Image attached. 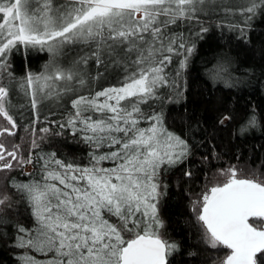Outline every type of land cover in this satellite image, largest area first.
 <instances>
[{
	"label": "snow or ice",
	"instance_id": "1",
	"mask_svg": "<svg viewBox=\"0 0 264 264\" xmlns=\"http://www.w3.org/2000/svg\"><path fill=\"white\" fill-rule=\"evenodd\" d=\"M217 30L232 35L204 75L237 95L264 93V0H0L7 264H183L161 215L177 169V187L204 180L189 206L202 242L222 253L212 264H264V157L241 162L237 149L217 166L233 126L236 137L264 135V102L249 99L239 122L235 102L217 100L210 118L190 110L194 58ZM17 53L47 59L17 75Z\"/></svg>",
	"mask_w": 264,
	"mask_h": 264
},
{
	"label": "trees",
	"instance_id": "2",
	"mask_svg": "<svg viewBox=\"0 0 264 264\" xmlns=\"http://www.w3.org/2000/svg\"><path fill=\"white\" fill-rule=\"evenodd\" d=\"M260 31L259 26L256 27L253 35H257ZM232 35L225 31L224 39L219 38V31L216 32V38L207 41H201V49L197 56L194 58L193 67L197 69L193 75L188 77V93L189 102L191 104L190 110L196 111L205 117H211L215 114L218 105L215 103L217 100H223L228 107H233L235 102V117L237 122L244 119L246 115L245 106L248 104L249 99L255 101L259 106L264 102V93L258 92L256 95L249 96L243 92L237 95L236 91H227L221 85H213L210 80L204 75V65L212 61L213 56L218 52L226 43L227 37ZM203 57V60L201 59ZM47 59V56L41 54L40 58L28 59L23 58L22 53H17L14 58V67L17 70V75H24L27 69L40 70V66ZM258 55L256 57L248 58L243 62V68L249 67L252 63H258ZM212 88L214 96L212 101L208 100L209 91ZM178 107V106H177ZM174 124L172 125L176 130L181 126V114L179 111L173 112ZM13 139V138H12ZM225 141H228V148L226 149L228 155L225 159L217 165L218 167H226L228 161L235 163V156L237 149H239L241 162L248 160H256L259 163V158L264 157V153L257 147L264 145V135L259 131L246 134L243 138L235 136V126H233V135L229 137L225 134ZM14 142V141H12ZM10 142V143H12ZM63 147L67 152L81 153L84 151V146L77 145L71 140H65ZM31 168L27 171H34ZM4 173H0V182L4 179ZM17 179H25L24 175L14 173ZM202 175V173L200 174ZM179 177V169L174 173L169 174L168 195L161 202V215L166 221L167 235L178 240L181 243V255L179 260L183 264H212V260L218 253L215 249L205 245L200 239L199 227L194 219L189 206L190 196L189 193L196 194L201 191L204 184L203 179L193 181L190 184L181 181L180 186L177 187V179ZM193 255H189V253ZM0 258L5 259L7 264V257L5 253L0 252Z\"/></svg>",
	"mask_w": 264,
	"mask_h": 264
},
{
	"label": "rangeland",
	"instance_id": "3",
	"mask_svg": "<svg viewBox=\"0 0 264 264\" xmlns=\"http://www.w3.org/2000/svg\"><path fill=\"white\" fill-rule=\"evenodd\" d=\"M0 119H2V118H0ZM12 141H13V139L10 137V138H9V143L12 142ZM30 168H31V167L28 166V169H30Z\"/></svg>",
	"mask_w": 264,
	"mask_h": 264
}]
</instances>
